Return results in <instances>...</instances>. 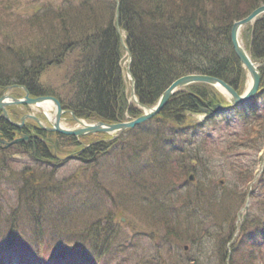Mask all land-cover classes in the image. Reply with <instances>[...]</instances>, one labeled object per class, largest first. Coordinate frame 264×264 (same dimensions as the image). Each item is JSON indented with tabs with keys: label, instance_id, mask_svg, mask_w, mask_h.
I'll return each instance as SVG.
<instances>
[{
	"label": "trees",
	"instance_id": "1",
	"mask_svg": "<svg viewBox=\"0 0 264 264\" xmlns=\"http://www.w3.org/2000/svg\"><path fill=\"white\" fill-rule=\"evenodd\" d=\"M13 1L0 0V8L4 7L8 11ZM60 3L58 6H49L45 2L40 11L30 16L33 17L34 28L46 34L38 37L39 42L46 45L42 47L41 53L38 50H21L20 44L12 39L7 40L9 46H0V81L23 79L26 83L39 85L41 90L47 92L40 85L42 74L52 66L50 62H54V65L63 64L71 55L68 54L69 50L77 43L79 48L73 50L75 57L68 77L69 91L63 88L67 92L63 94L67 95L68 101L71 100L79 115L117 121L125 119L126 114L136 115L140 112L128 101L120 31L125 33L133 55L131 71L136 78V93L142 103L153 105L170 83L192 72L219 77L241 91L245 73L234 53L231 27L234 21L264 5V0H119L120 31L116 22V0H63ZM52 29L62 33L55 31L53 34ZM243 36L253 58L264 63V15L253 25H248ZM261 70L264 79V66ZM219 98V93L208 85H191L169 100L160 117L154 121L157 128L155 133L142 130L141 134L146 133L147 138L153 136L150 141L154 142L160 140L162 135H166L165 140L171 142L180 139L188 142L192 140L191 137L179 128L189 123L187 113ZM253 115L255 117L243 141L249 145L256 142L262 144L264 122L257 109L253 110ZM193 128L198 129L195 125ZM142 149L135 152L138 157ZM157 158V164L152 161L151 166L142 171L141 168H133L131 173L122 174L118 179H126L141 188L146 187V192L156 204L149 202L145 205L151 208V218L161 220L158 225L164 229L165 237L189 242L194 236L203 234L202 225L207 223V214L216 217L208 210L220 206L219 193L214 190L213 184H204L202 180L198 181L196 187L190 185L186 179L189 167L164 160L158 154ZM237 176L241 184H246L251 178L243 167L239 168ZM158 182L162 185L166 182V185L171 186L168 203L166 196L160 193L163 187L156 188ZM182 182L187 184L183 188L184 193L177 192L173 196L174 191L171 190L174 185ZM223 189L230 190L228 184ZM132 196L136 204L141 203L139 196ZM181 202L184 209L171 208L173 204ZM217 222L214 227L219 225ZM209 235H212L211 231ZM252 250L257 251L259 248L239 247L236 254L241 261L235 263L232 259V264L254 261ZM174 255L169 252L166 260ZM178 259L183 261L181 257ZM204 263L199 261V264ZM222 264H226L225 260Z\"/></svg>",
	"mask_w": 264,
	"mask_h": 264
},
{
	"label": "rangeland",
	"instance_id": "2",
	"mask_svg": "<svg viewBox=\"0 0 264 264\" xmlns=\"http://www.w3.org/2000/svg\"><path fill=\"white\" fill-rule=\"evenodd\" d=\"M48 0H14L12 2V7L11 11L10 9L6 11V9L0 8V46H9L8 45V39H12L13 41L17 42V44H20V49H30L32 51L38 50L39 53L42 52V47L45 48L46 45L43 43L41 44L38 40V37L41 35H46L44 34V31L40 29L41 32H38L36 28H34V25L32 23V18L30 17L31 15L36 14L37 11L41 10V5L44 2H47ZM51 1H61V0H51ZM14 11L16 14H12L11 12ZM12 15H15L17 17H14ZM67 26V25H66ZM54 27V26H53ZM65 28V32H66ZM52 33L54 34L55 31H58L56 29L51 30ZM48 33V31L46 30ZM58 33H62L59 32ZM67 33V32H66ZM7 41V43H5ZM4 42V44H1ZM74 48H79L78 44L75 43L71 49L69 50L68 54H71L63 64L58 65L54 62H50L52 66H50L44 74H46V77L49 79V81H53L55 79V83L59 86H62L64 84L65 91H69L68 88V82H69V74L72 68L73 64V58L75 56V53L73 52ZM73 52V53H72ZM51 61V59H49ZM203 115L202 113L197 114L194 116L195 119L201 118ZM74 123H69L68 121H65L66 126H72ZM150 127L151 124H148ZM220 129H214L213 124L208 123L204 125L203 128V133L199 135V138L205 137L207 135H210V146L205 150L201 151L203 155V159L208 162V160L211 158L212 153L214 154L212 157L216 156L214 162H210L211 168L210 173L207 177H202L200 176V179L204 181V184L207 183V185L213 184L214 190L219 193V198H220V206L219 207H212L209 208L210 212H212L216 217H213L212 214H207V223L205 225H202L204 229V232L202 231L203 234H206V239L203 243H198L191 248V250L186 254L187 251L183 249L185 248V243L180 242V248L178 249V252L180 254H177L178 256L183 258L184 264L187 262V258L190 253V260H194V264H197V260L203 251V249H207L211 251L212 249V244L214 243H220L217 247L220 249L218 251L222 252L225 251V249H230L233 248V253L235 252L236 245L241 246V244H244L246 240H248V236L252 235V229H248L247 226L252 223L253 217L260 215L264 211V149L261 150L259 153H255L253 151L249 150H242V153H236L234 156H229L230 162L237 164V163H244L246 166L250 167L251 165H254L253 173L256 174L257 178L260 176L262 178V181L260 186H256L257 184L255 183L253 185V192L251 193L250 196L247 197L243 193V190L247 189V186H244L243 188L239 187L237 179L232 180L230 182H226L225 184H228V187L230 190L228 191L227 189H223V186L225 184L220 185L219 184V179L223 177H229L231 178L233 176V172L228 171V169H222L221 167L225 165V160H221L222 158V152L219 153L218 156V151L214 152V150H217L219 145L224 142L225 143V138L224 134L222 131V124L219 125ZM159 133L162 134V132L159 130ZM132 135V136H131ZM128 134L126 136V139L128 137L131 138V140L134 138L133 145L134 147H129L125 148L124 150L121 149L122 151L119 152V148L117 149L116 152L112 153L111 155L105 156L104 158H98L99 160L97 161L96 159L92 161L90 156H86V161L84 163H80L78 160H68L65 161L64 164L59 165L56 169V174L54 175V178H48L45 175L44 172H41V175L37 176V182L36 185L33 187L37 190L36 195H35V202L38 204L39 208L41 207L42 203H45V208L50 211L44 213V217L46 220H49V216L53 213L52 208L54 209L55 206H53L51 200H50V195L51 193L50 188L54 187H59L60 189L65 190V194L61 196V204L60 207L62 208H67L68 202L71 200L69 197L72 195V198H74L78 192L79 194L84 193L85 197L90 200L89 203H94L91 206H88V208L92 207H97V209H102L99 210L100 212L98 215L93 214L92 216L89 217L88 221L90 220L91 223L96 222L98 220L99 222L103 221V225L106 223L105 217L108 215L109 212L105 211V207L109 206V200L107 199L106 196L111 197L112 201H115L117 198V201L120 202L119 205L122 206V208H116V209H111V213L115 214L114 212L119 211V213H116L117 219L121 221V223L125 226L126 229L129 232L131 230H142L144 231V235H141V237L135 238L133 242L136 243V253L137 257L144 256L147 259V264H180L183 263L182 260L178 259V256L174 255L169 257L165 263H164V255H168L171 250L169 248H172L170 244H168V238L165 239L163 238L164 236H167L163 232V228L158 225V222H161L159 218H151V213L149 210V206L145 205L149 202L154 203L155 200L150 197L147 192L145 191V188L138 187L136 184H132L128 180H123V179H118L121 177L122 174H127L128 172L131 173L133 168H140L143 166H151V162L153 161L152 159L155 158V156H152V153L154 152L155 148L157 147V144H164L163 142V137L166 135H162L161 139L153 142L150 141V139H153V136H149L151 138H147V134ZM212 137H215V139L218 140V142L214 141ZM135 136L137 137V140L135 141ZM159 138V135L157 139ZM166 138V137H165ZM140 139L143 142H147L148 145H153L151 148L145 150L142 149L143 145L140 142ZM227 141V140H226ZM136 145L142 149V154L138 157V153H135L137 151ZM165 145V144H164ZM217 147V149L215 148ZM120 148H123L121 145ZM133 153V154H132ZM130 154H132L131 157H128ZM157 154L164 158L166 155H164L161 150L158 148ZM18 159H15V162L13 163V170L11 172V175L13 178H10V184H4L0 183V188L4 189V197L3 199V208L2 210V216L5 218V214L8 213L11 208L17 203L19 205L18 209L13 212V213H8L7 218L10 216L15 217V219H20L22 215L24 217H29L31 212L34 216L37 214H41L45 211L41 210L38 211V207H34L31 204L29 207H25L27 205V202L25 200V195H29L30 193H26L24 196H19L17 197V190L16 187L13 185L17 186L18 181L15 180V177L21 176L23 179H27L30 182L33 180L29 178L28 175L21 174L20 175V168L26 169L25 171H30L28 170L29 168L32 167L34 164V161L25 155H17ZM217 157H220L219 159ZM128 158V159H126ZM131 158V160L129 159ZM126 159V160H124ZM159 158H157L158 160ZM167 159H171L170 156H168ZM134 162V164H133ZM133 164V165H132ZM157 164V162H156ZM53 167V166H52ZM153 167V166H152ZM40 168V167H39ZM50 168V167H49ZM148 168V167H147ZM17 169V170H16ZM130 170V171H129ZM18 171L16 174L15 172ZM34 175V174H33ZM142 178L146 176H141ZM123 178V177H122ZM131 179V178H129ZM132 180V179H131ZM140 180V178H139ZM230 180V179H228ZM226 181V180H225ZM12 182V183H11ZM117 182L119 183V186H117ZM138 182V181H137ZM13 184V185H12ZM138 184V183H137ZM166 182L161 186L163 187V192H160L161 194L166 196V201L168 203V190L170 189L171 186L165 185ZM235 184V185H234ZM158 187L159 184H157ZM155 188V186H154ZM152 189V188H151ZM213 189V188H212ZM76 191V192H75ZM177 191H179L177 189ZM135 192V194L133 193ZM117 193L119 195H117ZM233 193V194H231ZM106 194V196L104 195ZM141 194V195H140ZM159 194V193H158ZM261 194V195H260ZM132 195L139 196L142 198V201H140V204H136V201H133L131 198L133 197ZM244 195V196H242ZM173 196H175L173 194ZM147 197V198H146ZM160 197V196H159ZM31 198V196H30ZM119 198V199H118ZM146 199V201H144ZM73 199L71 201L70 207L73 205H76L77 202L79 203H84V200H79ZM262 200V201H261ZM52 204V206H48V204ZM20 204L21 207H20ZM142 204V205H141ZM156 204V202H155ZM54 205H57L56 203ZM47 206V207H46ZM126 207V208H125ZM245 208L244 212L241 215V219L244 217L245 219L247 218L246 224L243 228L242 221L240 222L239 226H237L236 218L240 213L243 211ZM28 211L27 213H24ZM97 212V213H98ZM132 212V213H130ZM261 212V213H260ZM21 213V214H20ZM123 213L125 216H123ZM32 215V218H33ZM60 218H64L62 214H58ZM264 218V214L262 215ZM86 217V216H84ZM123 217V220L121 218ZM35 218V217H34ZM33 218V219H34ZM81 218H75L74 221L77 223ZM228 218V219H227ZM243 218V219H244ZM234 219V222H236V228L234 234L231 233L229 229V224L232 223ZM240 219V220H241ZM216 220H218L217 224H219L217 227H211L212 225H215ZM52 221V228L55 229H61V224L55 219L51 218ZM156 223H155V222ZM216 226V225H215ZM206 227L210 228V231L212 232V235H209V231H207ZM247 228V229H246ZM155 231L157 234L154 235V239L150 236V231ZM216 230V231H215ZM246 230V231H245ZM127 234L128 235V232ZM227 231V232H225ZM229 233L230 235H228ZM244 233L246 234V237L244 236ZM157 237V238H156ZM131 236H127L124 239H130ZM179 243V241L177 242ZM144 246V248H143ZM199 246H201L203 249H200ZM156 248L163 257H161L158 254H153L152 255V248ZM244 246L243 248H245ZM242 248V249H243ZM249 248V247H248ZM245 253V251L243 250ZM232 253V254H233ZM237 253V251H236ZM203 259V257H200ZM222 257H214L211 261V264H221L220 259ZM233 260L235 263H238L241 261L239 256L236 254L235 258L233 257ZM222 261V260H221ZM246 264V263H245Z\"/></svg>",
	"mask_w": 264,
	"mask_h": 264
},
{
	"label": "water",
	"instance_id": "3",
	"mask_svg": "<svg viewBox=\"0 0 264 264\" xmlns=\"http://www.w3.org/2000/svg\"><path fill=\"white\" fill-rule=\"evenodd\" d=\"M262 13H264V5L259 6L258 8H256L255 10H253L249 15H247L244 19L236 21L233 24L232 27V31H231V40H232V44L235 50V53L237 54V56L239 57V59L242 61V63L245 65V67L248 69L249 74H250V78H251V86H250V91L249 93L245 94V95H239L234 88H232L230 85H228L227 83H225L224 81L216 78V77H212V76H208V75H186V76H182L180 78H178L177 80H175L168 89H166L164 91V93L162 94L158 105L155 108H148V112L145 113L144 115L140 116L139 118H136L130 122H124V123H118V124H111V125H104L103 123H97L96 125H88L86 126L85 129L76 131V132H68V133H74V134H78L79 133H84V132H93V131H97V130H102V131H113V130H124L127 127H134L136 124H139L145 120H147L148 118L152 117L153 115H155L156 113H158L167 103L168 99L170 98V96L179 88L186 86L190 83L193 82H207L210 83L216 87H220L225 89L229 95L231 96V101L233 104H237L239 102H244L248 99H250L251 97H253V95L255 94L258 86H259V82H260V74L259 71L257 70V68L255 67V65L253 64V62L251 61V58L249 57V55L247 54V52L245 51V49L243 48L239 35H240V30L241 28L252 22L255 18H257L259 15H261ZM55 100V99H54ZM32 102H36V100H33ZM55 102L58 104V102L55 100ZM3 103L0 100V108H2Z\"/></svg>",
	"mask_w": 264,
	"mask_h": 264
},
{
	"label": "flooded vegetation",
	"instance_id": "4",
	"mask_svg": "<svg viewBox=\"0 0 264 264\" xmlns=\"http://www.w3.org/2000/svg\"><path fill=\"white\" fill-rule=\"evenodd\" d=\"M10 108L11 107H9L8 109H10ZM9 112L11 113L12 116H15L16 115V113L13 111V109H11ZM27 132H29V134H35V127H33V128H27Z\"/></svg>",
	"mask_w": 264,
	"mask_h": 264
},
{
	"label": "bare ground",
	"instance_id": "5",
	"mask_svg": "<svg viewBox=\"0 0 264 264\" xmlns=\"http://www.w3.org/2000/svg\"><path fill=\"white\" fill-rule=\"evenodd\" d=\"M263 64H264V63H263ZM44 105H45V107H49V106H50L48 103H45ZM45 109H46V108H45ZM151 145H152V144H151ZM146 147H147V148H151L150 145H146ZM152 154L155 156V158H154L155 161L153 160V162L156 163V162L158 161V160H157V156H156V152L154 151ZM157 166H159V165H157Z\"/></svg>",
	"mask_w": 264,
	"mask_h": 264
}]
</instances>
